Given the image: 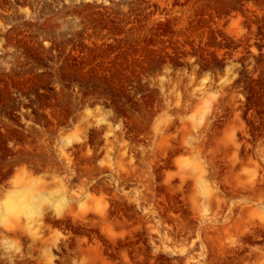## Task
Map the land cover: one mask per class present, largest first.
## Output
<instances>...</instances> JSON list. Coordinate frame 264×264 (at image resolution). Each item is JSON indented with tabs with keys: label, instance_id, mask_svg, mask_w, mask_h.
Instances as JSON below:
<instances>
[{
	"label": "rangeland",
	"instance_id": "374dc122",
	"mask_svg": "<svg viewBox=\"0 0 264 264\" xmlns=\"http://www.w3.org/2000/svg\"><path fill=\"white\" fill-rule=\"evenodd\" d=\"M0 264H264V0H0Z\"/></svg>",
	"mask_w": 264,
	"mask_h": 264
},
{
	"label": "bare ground",
	"instance_id": "6f19581e",
	"mask_svg": "<svg viewBox=\"0 0 264 264\" xmlns=\"http://www.w3.org/2000/svg\"><path fill=\"white\" fill-rule=\"evenodd\" d=\"M6 203H7V205H9V206H10V207H9V206H7V208H8V207L10 208L9 210H12V209L14 210V209H15V208H13V203H10V202H9L10 204H8V202H6ZM14 205H15V204H14Z\"/></svg>",
	"mask_w": 264,
	"mask_h": 264
}]
</instances>
